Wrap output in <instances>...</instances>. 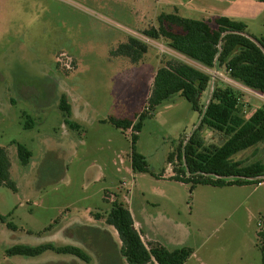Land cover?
<instances>
[{
  "label": "rangeland",
  "instance_id": "1",
  "mask_svg": "<svg viewBox=\"0 0 264 264\" xmlns=\"http://www.w3.org/2000/svg\"><path fill=\"white\" fill-rule=\"evenodd\" d=\"M220 1L228 12L243 17L250 35L264 37V0ZM146 3L0 0V146L7 150L10 178L16 186L12 190L0 185V214L16 226L11 230L0 222V264H126L116 230L104 221L114 201L131 209L144 242L151 241L144 236L148 229L154 239L170 248L193 247L183 264H226L227 260L259 264L264 250V176L260 183L198 184L191 192L189 183L170 178L172 167L180 164L175 159L167 163L168 153L179 142H188L200 118L185 98L173 95L144 121L136 150L146 157L150 172L133 173L128 161L119 164L116 155L126 157L131 152L129 133L125 136L99 121L121 111L115 101L103 100L112 91L111 77L117 74L108 60L130 65L126 57L110 55L112 41L113 48L129 35L147 45L153 43L145 63L143 57L142 63L133 65L128 94L134 112L143 103L145 85L157 67L154 55L162 65L173 56L191 62L167 48L163 39L152 42L142 35L151 27L145 24ZM78 65L77 72L69 76ZM67 78L89 84L98 98L91 117L78 120L79 130L66 128L76 146L75 152L64 154L52 145L45 149L43 138L67 141L64 124L71 126L64 123L57 108L70 84ZM214 79H210L213 89L225 84ZM236 89L241 94L242 114L248 117L258 100ZM206 92L201 96L203 105ZM28 117L33 125L24 128ZM200 135L203 146L223 141L221 134L210 129H202ZM79 139L83 142L77 146ZM16 142L32 153L25 165L17 157ZM232 159L243 164L264 162V141L237 152ZM98 168L105 176L92 182L91 175ZM88 211L95 217L103 215V220L90 221ZM20 243L76 245L90 260L49 250L34 257L5 255L6 247Z\"/></svg>",
  "mask_w": 264,
  "mask_h": 264
},
{
  "label": "trees",
  "instance_id": "2",
  "mask_svg": "<svg viewBox=\"0 0 264 264\" xmlns=\"http://www.w3.org/2000/svg\"><path fill=\"white\" fill-rule=\"evenodd\" d=\"M213 23L216 27H211L205 20L184 18L176 13H160L157 16V26L146 28L141 33L152 40L163 39L169 49L203 68L225 69L241 84L264 93V52L245 35L246 25L225 16L215 18ZM255 38L264 47V38ZM147 47L145 40L129 35L126 41L119 43L109 53L136 63L147 51ZM203 68L176 56L167 59L156 70L146 103L140 111L131 117L109 115L101 121L123 132L131 129V169L133 172H150L146 158L136 150L138 134L144 121L154 116L156 108L162 102L179 94L189 102L192 110L199 113L200 118L188 142H179L175 151L168 153L167 163L172 164L175 159L180 164L172 167L173 175L170 178L189 183L190 192L198 184L224 186L243 185L253 181L260 183L264 176V162L243 164L233 160L232 155L264 141V104L245 117L239 102L241 94L233 86L223 84L214 87L209 102L203 107L200 96L210 81V75ZM58 108L65 122L75 127L69 121L70 107L65 94H61ZM23 127H31L29 117ZM202 129L221 134L222 143L203 146L204 140L200 135ZM16 151L20 163L27 164L31 151L19 142H16ZM9 169L7 150L0 146V185L16 190ZM104 221L116 230L120 240L119 252L126 264H183L193 253V249L188 246L169 250L157 241L144 242L140 232L134 227L129 209L122 202L112 203ZM0 222L11 230L16 229L1 214ZM47 250L72 255L85 262L90 260L82 248L69 244L56 246L52 243H20L6 247L4 253L6 256L34 257ZM261 264H264L263 248Z\"/></svg>",
  "mask_w": 264,
  "mask_h": 264
},
{
  "label": "crops",
  "instance_id": "3",
  "mask_svg": "<svg viewBox=\"0 0 264 264\" xmlns=\"http://www.w3.org/2000/svg\"><path fill=\"white\" fill-rule=\"evenodd\" d=\"M146 2L147 3H146V8L144 9V13H146V16L148 17V21L145 24L148 23V25L154 26V27L157 26V16L160 13H176L177 15H179L181 17H184V18L205 20V21L209 22L211 27H216V25L213 23V21H214L215 18L221 17V16H225V17H227L229 19L243 22V17L241 15H237V14L228 12L227 11V7L224 4H221L220 0H155V2H153V1L151 2L150 0H146ZM127 30H130V29H127ZM246 31H247V26H246ZM260 37H263V36L260 35L258 38H260ZM122 40H124V36H123ZM150 40H152V39H150ZM154 41L155 40H153L152 42H154ZM121 42H124V41H121ZM112 44L113 45L111 46L112 47L111 49H113V46L116 45L115 41H112ZM150 45H153V43H149L148 44L147 51H148V48H149ZM109 51H106V52H109ZM146 55H147V52L144 53L142 58L136 63H132L129 60V64H130L129 66H127L125 63L120 62V61L119 62L118 61L115 62V61H110V60L107 59L109 61L108 65H111V67L113 69H115V70H117V68L120 69L118 71L114 70V73H117V74L115 76L111 77V81H112V85H113V87H111L112 91H109L107 89L109 92L106 93V95L103 97V100H105L107 102L108 101H115L116 104H117V107L121 110L119 113H115V115H113V116H116V117H131L132 116L130 114H132L134 111H133V108H132L131 96L129 97V94H128V91L130 90V82H129V80H130L131 75H132V69L134 67L133 65L136 64V66H137V64L139 65L140 63H142L143 57H144V63H145ZM105 56H106V54H105ZM179 57H182V55H179ZM106 58H107V56H106ZM153 58L157 62V65H156L157 67H156V69H153L152 75L150 77V81L145 85L144 101L141 104L139 110H137L135 112L140 111L142 109V107L145 105L146 99H147V97L149 95V92H150V88H151V85H152V81H153V77L155 75V72L162 65L161 61H160V59H158L157 55H154ZM190 63L193 64L194 66H196V65L200 66V65H198V64H196L195 62H192V61ZM78 69H79V65L77 66L76 71L72 72L69 76H71L72 74H75ZM67 80L70 81V84L67 87V90L64 93H62V94H65L67 96V100H68L69 107H70L69 121H71L72 124L75 127L74 128L68 127V125L65 123V120H63L64 123H65L64 124L65 125L64 126V132H65L66 135H68L67 141H65V139H60V138L54 139V137H50L48 135H46L43 138V143L45 145V149H46V145L47 146L52 145V146H54L52 148H57L58 150L61 149L62 153H64V154H68L70 152L71 153L75 152V146H76V144H75L76 141L74 140V137L68 132V130H66V128L79 130L80 127H81V124H79L78 120L83 119V121H84V119L88 120L91 117V110L95 108L94 103H95V101L98 98V97L96 98V94H94V90L89 84H84V83H82V81L80 82V80L76 79V78L71 79V80H69L67 78ZM213 82L209 81L207 88L202 92V94H203L204 92L207 91L206 92L207 99H206L205 105H203L201 103L202 94L200 96V104L203 107H205L207 105V103L209 102V100H210L211 93H212V90H213ZM244 92L249 93L250 96H252V97H254V98H256L258 100L255 108L261 106L262 103L264 104V93H260V92H256V91L252 92V90H250V89L249 90H244ZM172 96H170V97H172ZM243 97H245V99L247 98L246 99L247 102L250 101L249 100L250 98L247 97V95H244ZM58 104H59V102H58ZM58 104H57V108H58ZM97 107L99 108V105ZM58 110H59V108H58ZM60 113H61V111H60ZM107 116H109V115H107ZM70 118H72V120H70ZM103 119L104 118L99 119V121H101ZM104 123H106V122H104ZM31 125H33V121H31ZM116 129H118V128H116ZM123 133H124L125 136H126L127 133H129L128 135H129V138H130L131 129H127ZM79 138H82V137H79ZM82 142L83 141L81 139H79V141L77 142V146L78 145H82ZM257 145H259V143H256L252 147L257 146ZM130 153L126 157H123V155L120 156L119 154L116 155V157L118 159V163L121 164V163H125V161L126 162L128 161L130 163V168H131ZM140 154H142V153H140ZM31 156H32V153H31ZM126 158H127V160H126ZM30 159H31V157H30ZM131 171H132V169H131ZM172 175H173V172L171 173L170 176H172ZM91 176H93L92 177L93 178L92 182H100L101 180H103V178L105 176V173H104V170L98 168V171H96ZM105 191H108V190L105 189L102 192V195L104 194ZM128 209H129V211L131 210L130 208H128ZM89 213L90 212L88 211V214ZM130 213L132 215L133 222L136 223V219L134 218V215H133L132 211H130ZM88 216H89L90 221L97 222L96 220H103V217H102L103 215L95 217L94 215L89 214ZM93 216L95 217V220L92 219ZM144 228H145V226H144ZM147 230L144 229V236L148 240L159 242L158 240L154 239L153 235H151L152 233L150 231H147ZM159 243L164 245L169 250H173V249H175L177 247H181V246L191 247L189 245H180V246H177V247H171L170 248V247L166 246L163 242H159ZM191 248L193 249V252H194V248L193 247H191ZM231 263H232V261H230V260H227V262H226V264H231ZM259 264H261V257L259 259Z\"/></svg>",
  "mask_w": 264,
  "mask_h": 264
},
{
  "label": "built area",
  "instance_id": "4",
  "mask_svg": "<svg viewBox=\"0 0 264 264\" xmlns=\"http://www.w3.org/2000/svg\"><path fill=\"white\" fill-rule=\"evenodd\" d=\"M190 61V60H189ZM201 67V66H199ZM202 68V67H201ZM209 75H210V79H219L221 82L227 84V85H230V86H233V87H236L242 91L244 90H252L251 88L241 84L239 81L233 79L229 74H228V71H226L225 69H217V68H203ZM257 92V91H256Z\"/></svg>",
  "mask_w": 264,
  "mask_h": 264
},
{
  "label": "water",
  "instance_id": "5",
  "mask_svg": "<svg viewBox=\"0 0 264 264\" xmlns=\"http://www.w3.org/2000/svg\"><path fill=\"white\" fill-rule=\"evenodd\" d=\"M245 35L247 37H249L251 40H253L263 50V52H264V47L262 46V44L255 37L251 36L248 33H245Z\"/></svg>",
  "mask_w": 264,
  "mask_h": 264
}]
</instances>
